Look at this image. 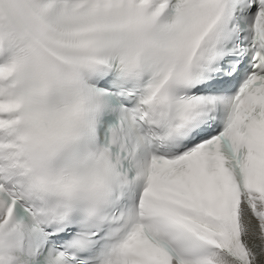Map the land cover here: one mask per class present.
I'll return each mask as SVG.
<instances>
[{"label":"snow or ice","instance_id":"1","mask_svg":"<svg viewBox=\"0 0 264 264\" xmlns=\"http://www.w3.org/2000/svg\"><path fill=\"white\" fill-rule=\"evenodd\" d=\"M0 264H264V0H0Z\"/></svg>","mask_w":264,"mask_h":264}]
</instances>
